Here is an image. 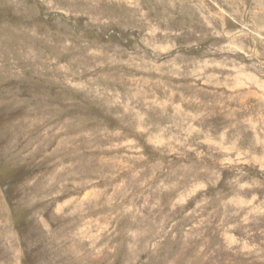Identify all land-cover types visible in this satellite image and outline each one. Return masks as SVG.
<instances>
[{
	"label": "rangeland",
	"instance_id": "obj_1",
	"mask_svg": "<svg viewBox=\"0 0 264 264\" xmlns=\"http://www.w3.org/2000/svg\"><path fill=\"white\" fill-rule=\"evenodd\" d=\"M0 264H264V0H0Z\"/></svg>",
	"mask_w": 264,
	"mask_h": 264
},
{
	"label": "bare ground",
	"instance_id": "obj_2",
	"mask_svg": "<svg viewBox=\"0 0 264 264\" xmlns=\"http://www.w3.org/2000/svg\"><path fill=\"white\" fill-rule=\"evenodd\" d=\"M153 75V74H152ZM158 142V141H157ZM98 199V198H97ZM189 219V218H188ZM85 226V225H84ZM97 230V229H96Z\"/></svg>",
	"mask_w": 264,
	"mask_h": 264
}]
</instances>
